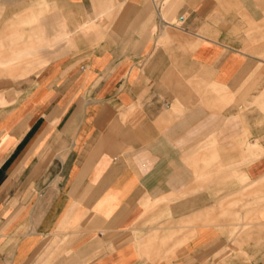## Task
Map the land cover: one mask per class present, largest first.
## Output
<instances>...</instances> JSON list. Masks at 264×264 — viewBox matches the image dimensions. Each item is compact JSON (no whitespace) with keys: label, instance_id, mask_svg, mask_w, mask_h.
I'll use <instances>...</instances> for the list:
<instances>
[{"label":"crops","instance_id":"1","mask_svg":"<svg viewBox=\"0 0 264 264\" xmlns=\"http://www.w3.org/2000/svg\"><path fill=\"white\" fill-rule=\"evenodd\" d=\"M18 2L0 264H264V0Z\"/></svg>","mask_w":264,"mask_h":264},{"label":"rangeland","instance_id":"2","mask_svg":"<svg viewBox=\"0 0 264 264\" xmlns=\"http://www.w3.org/2000/svg\"><path fill=\"white\" fill-rule=\"evenodd\" d=\"M16 1V3L15 4H17V3H19L18 2V0H15ZM7 5H9V6H14V3H7V4H2V5H0V18H1V16H3V11L5 10V8L7 7ZM31 5H33V9L34 10H37V9H40V8H43V10H44V12L45 11H47V9H49L50 8V5H49V0H41L40 2L38 1V0H33V3L32 2H30L29 3V5H28V9L30 10V9H32L31 8ZM39 14H41L42 15V11H39L38 12ZM7 18H10V17H7ZM7 22V21H6ZM36 22V21H35ZM8 23V22H7ZM55 26H57L56 24H55ZM30 28V26H27V24L25 25H22L20 28L22 29V28H24V30H26V28ZM30 30V29H29ZM28 30V31H29ZM24 32H26L27 33V30L26 31H24ZM30 32V31H29ZM9 77H11V76H9ZM12 77H14V76H12Z\"/></svg>","mask_w":264,"mask_h":264},{"label":"bare ground","instance_id":"3","mask_svg":"<svg viewBox=\"0 0 264 264\" xmlns=\"http://www.w3.org/2000/svg\"><path fill=\"white\" fill-rule=\"evenodd\" d=\"M62 53H63V33H62Z\"/></svg>","mask_w":264,"mask_h":264}]
</instances>
